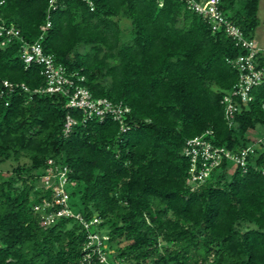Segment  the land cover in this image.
Returning <instances> with one entry per match:
<instances>
[{"label":"trees","instance_id":"1","mask_svg":"<svg viewBox=\"0 0 264 264\" xmlns=\"http://www.w3.org/2000/svg\"><path fill=\"white\" fill-rule=\"evenodd\" d=\"M89 1L93 9L61 0L44 32L47 0L0 4L24 41L42 35L45 53L83 76L77 83L93 97L128 108L119 118L85 119L65 95L38 90L41 66L25 67L20 40L0 47V165L28 160L0 174V264H79L92 233L105 254L99 261L95 251L94 264H264L263 155L244 173L224 161L191 190L183 154L185 141L207 129L216 145H246L247 132L264 125V85L251 90L230 127L220 99L237 81L227 59L240 49L223 31H211L183 0ZM234 4L220 6L253 36L258 0ZM67 115L76 123L64 134ZM50 166L68 168L73 216L44 223L43 215L63 207L41 181ZM43 200L51 205L35 210Z\"/></svg>","mask_w":264,"mask_h":264},{"label":"built area","instance_id":"2","mask_svg":"<svg viewBox=\"0 0 264 264\" xmlns=\"http://www.w3.org/2000/svg\"><path fill=\"white\" fill-rule=\"evenodd\" d=\"M90 9H93L92 2L85 0ZM188 9L196 12L204 20L207 21L211 31H223L240 49V53L228 58L227 62L237 71V81L232 87L226 90L220 103L223 107V117L228 126H233L236 123V115L242 110L243 106L251 100V90L260 85H264V46L260 45L254 36H246L243 30L231 21L220 4L221 0H183ZM3 0H0V4ZM61 0H47V15L46 21L41 26V31L44 32L50 27L49 12L58 7ZM42 35L33 42H27L22 39L19 29L13 23H6L0 15V47H5L15 39L21 41V58L25 67L32 63L41 66L40 73L44 79V86L38 89L41 92L50 94L59 93L67 97V105L70 108L79 109L84 113L85 119L93 116H98L100 119L105 113L113 114L114 118H119L122 112H126L128 108L114 106L105 98H95L89 90L77 83L84 80L83 76L78 73H67L65 67L56 63L54 56L45 53L42 43ZM2 85L6 88H11V84L2 80ZM24 90H28L24 84L20 85ZM37 91V90H36ZM264 108V103L262 105ZM76 123L70 115H67L63 125V133L68 134L72 126ZM263 130L260 132L251 133V129L247 132L249 142L234 150L224 145H216L212 141L213 131L205 130L203 133L190 137L185 141L183 146V154L189 159L190 167L188 169V177L186 183L193 190L196 189L222 162L227 161L229 167H238L241 172L247 171L250 164L263 155V159L257 164L258 171L264 175V125H261ZM49 164H53L51 159ZM255 165V164H254ZM49 173L42 176L41 181L46 187L52 189V200L55 203L63 204V207L54 213L43 215L44 223H49L51 219L60 215H71L72 211L67 207L66 200L68 194L64 190V186L68 180L66 166H50ZM51 203L43 200L41 205H36L34 208L37 211H42L49 207ZM77 217V215H75ZM99 219L94 218L90 222H84L87 227L90 223L98 222ZM106 239L107 236H102ZM95 244V245H94ZM85 250L82 260L79 264H94L93 253L97 252L99 261L105 260V254L102 250L101 237L92 233L88 235Z\"/></svg>","mask_w":264,"mask_h":264},{"label":"rangeland","instance_id":"3","mask_svg":"<svg viewBox=\"0 0 264 264\" xmlns=\"http://www.w3.org/2000/svg\"><path fill=\"white\" fill-rule=\"evenodd\" d=\"M242 0H235V4L233 6L234 9H238L240 8V3H241ZM263 1V0H258V5L259 3ZM264 2V1H263ZM230 14V13H229ZM256 17L258 19V21H260V25H262V21H264V4L261 6V8H259V10L257 11L256 13ZM119 24L122 28H125L127 27L128 25V21L126 19H121L119 21ZM260 31L264 30V25L263 26H260ZM255 31V35H256V29L254 30ZM253 31V32H254ZM260 33V32H259ZM258 34V33H257ZM256 40H261L262 42H264V37L261 39L258 35H256ZM263 130V127L262 126H259V127H256L254 130L250 131L251 133H254V132H260ZM24 162H28L27 158L26 157H21L18 161L14 160V159H10L8 160L7 162H4L0 165L1 167V171H0V174L1 175H6L8 173V171L10 170V168L13 166V165H16V164H22ZM124 242H122L121 244H124Z\"/></svg>","mask_w":264,"mask_h":264},{"label":"crops","instance_id":"4","mask_svg":"<svg viewBox=\"0 0 264 264\" xmlns=\"http://www.w3.org/2000/svg\"><path fill=\"white\" fill-rule=\"evenodd\" d=\"M264 1V0H263ZM263 1H261L260 3H259V5H258V9H257V11L259 10V8H261V6L264 4V2ZM264 25V21H262V25H260V21H258V25L256 26V35H258L261 39L264 37V30H262V31H260V26H263ZM254 29V30H255ZM260 32V33H259ZM258 33V34H257ZM255 35V31L253 32V36H254V38L256 39V36ZM260 45H262V46H264V42H262L261 40H256Z\"/></svg>","mask_w":264,"mask_h":264}]
</instances>
